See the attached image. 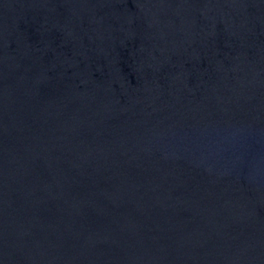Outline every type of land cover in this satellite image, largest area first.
I'll return each instance as SVG.
<instances>
[{
  "label": "water",
  "instance_id": "water-1",
  "mask_svg": "<svg viewBox=\"0 0 264 264\" xmlns=\"http://www.w3.org/2000/svg\"><path fill=\"white\" fill-rule=\"evenodd\" d=\"M0 264H264V0H0Z\"/></svg>",
  "mask_w": 264,
  "mask_h": 264
}]
</instances>
